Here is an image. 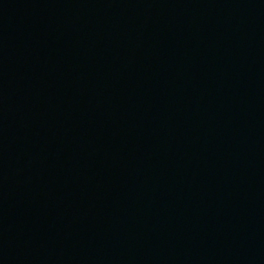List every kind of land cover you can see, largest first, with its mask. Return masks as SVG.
Listing matches in <instances>:
<instances>
[{
  "label": "water",
  "instance_id": "water-1",
  "mask_svg": "<svg viewBox=\"0 0 264 264\" xmlns=\"http://www.w3.org/2000/svg\"><path fill=\"white\" fill-rule=\"evenodd\" d=\"M0 264H264V0H0Z\"/></svg>",
  "mask_w": 264,
  "mask_h": 264
}]
</instances>
